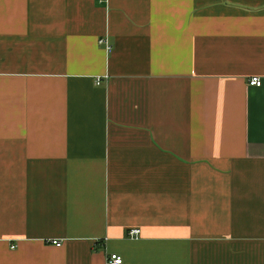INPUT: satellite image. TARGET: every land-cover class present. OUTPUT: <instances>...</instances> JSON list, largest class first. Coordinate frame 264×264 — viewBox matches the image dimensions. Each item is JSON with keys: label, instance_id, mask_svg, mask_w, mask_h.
I'll return each mask as SVG.
<instances>
[{"label": "crops", "instance_id": "0c3cea01", "mask_svg": "<svg viewBox=\"0 0 264 264\" xmlns=\"http://www.w3.org/2000/svg\"><path fill=\"white\" fill-rule=\"evenodd\" d=\"M108 255L264 264V0H0V264Z\"/></svg>", "mask_w": 264, "mask_h": 264}, {"label": "built area", "instance_id": "2783aa9c", "mask_svg": "<svg viewBox=\"0 0 264 264\" xmlns=\"http://www.w3.org/2000/svg\"><path fill=\"white\" fill-rule=\"evenodd\" d=\"M99 43L101 45H105V47L107 48V50L111 51L112 50V46L110 45L109 41L107 40V38H100L99 39ZM103 81V78L101 76H98L96 78V84L100 85ZM249 84L250 85H254V86H261L262 85V79L259 76H252L249 79ZM129 235L130 237H138L140 235V230L139 229H132L129 231ZM53 243L57 246H61L62 243L59 240H53ZM124 259L123 256L121 255H108L107 256V264H123Z\"/></svg>", "mask_w": 264, "mask_h": 264}]
</instances>
